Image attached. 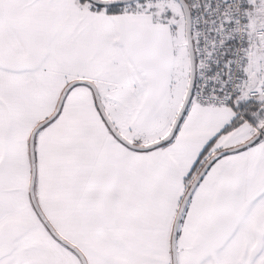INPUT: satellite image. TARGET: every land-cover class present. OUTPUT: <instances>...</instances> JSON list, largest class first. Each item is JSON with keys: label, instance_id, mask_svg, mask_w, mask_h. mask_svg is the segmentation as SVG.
Listing matches in <instances>:
<instances>
[{"label": "snow or ice", "instance_id": "6c2138e0", "mask_svg": "<svg viewBox=\"0 0 264 264\" xmlns=\"http://www.w3.org/2000/svg\"><path fill=\"white\" fill-rule=\"evenodd\" d=\"M0 264H264V0H0Z\"/></svg>", "mask_w": 264, "mask_h": 264}]
</instances>
